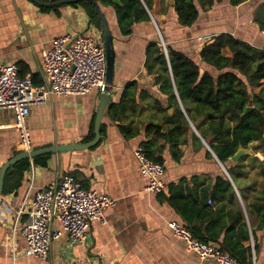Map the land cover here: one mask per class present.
<instances>
[{"label":"crops","instance_id":"crops-1","mask_svg":"<svg viewBox=\"0 0 264 264\" xmlns=\"http://www.w3.org/2000/svg\"><path fill=\"white\" fill-rule=\"evenodd\" d=\"M263 2L247 0L233 6L229 0H222L209 10H201L192 26H183L178 22L174 0H166V10L157 3L151 12L152 20L136 23L127 36L121 33L115 8L101 5L114 36L116 51L111 102H119L124 89L134 81L140 91H147V95L139 100L138 112L129 114L123 123L110 119L105 110L102 121L105 127L103 131L101 128L102 139L98 145L51 154L47 166L32 164L22 185L0 196V264H217L201 260L188 251L168 225L170 221L184 225L167 200L171 184L198 176L197 181L185 186L193 189L199 184L196 192L200 195L204 186L214 183L217 174L224 172L229 176L207 142L202 139L204 147L193 146L189 138L188 144L181 146L184 154L178 161L173 159L167 146L163 147L160 155L166 165L163 179L167 187L160 194L147 190V178L138 170L134 150L141 142L153 139L145 131V125L154 116L153 101L155 98L167 101L145 69L146 50L162 37L166 47L195 60L201 74L206 70L212 72L201 60L200 51L217 34L228 32L264 49V31L254 22L255 11ZM92 32L102 36V32L90 24L82 7L69 4L43 10L32 0H0V63L17 64L19 73L31 76L37 84L45 82L42 57L56 38L67 33ZM254 89L258 91L257 87ZM99 93L100 89L95 88L85 95H51L47 102L31 106L26 120L31 148L90 141ZM15 123L13 110L0 109V167L23 149L22 134ZM130 123L139 128L136 135H127L119 126L128 127ZM255 145L256 142L249 146L247 156L264 160L263 152ZM256 172H260L259 168L252 170L248 177H239V185L229 176L242 203L239 188H246ZM65 173L74 175L85 188L115 199L116 204L104 211L102 219L92 220L86 243H73L68 234L62 232L53 241L46 259L27 255L20 228L30 221L28 213L32 199L39 188ZM208 202L213 205L210 200ZM243 208L248 219L246 207ZM52 227L59 231L62 228L57 220ZM250 232L252 239L245 244L254 247L256 236L251 228ZM256 235L260 248L258 253L253 249L254 264H264V225Z\"/></svg>","mask_w":264,"mask_h":264},{"label":"trees","instance_id":"trees-1","mask_svg":"<svg viewBox=\"0 0 264 264\" xmlns=\"http://www.w3.org/2000/svg\"><path fill=\"white\" fill-rule=\"evenodd\" d=\"M33 1L41 4L43 10H49L50 7L45 4L53 0ZM94 1H97L100 8L101 5L115 8L124 36L133 32L136 23L151 21V12L157 3L162 7L166 4V0H120V3L114 0H82L71 4L82 7L90 24L100 31L101 18ZM221 1L174 0L178 22L183 26H192L201 10H209ZM246 1L229 0L233 6ZM254 22L264 31V2L257 7ZM200 56L212 72L206 70L201 74L195 60L172 47H167L166 53L160 38L147 48L145 69L153 76L154 84L167 101L164 103L159 98L153 101L154 116L145 125L146 133L153 139L141 142L140 145L144 147L149 159L164 163V157L160 155L164 146L169 148L173 159L178 161L184 154L181 146L188 144L189 138L193 146L199 147L205 146L203 139L237 185L239 177H248L252 170L259 168L260 172L253 175V181L246 188H239L243 203L224 172L215 176L213 184L204 186L200 195L196 192L199 184H195L193 189L185 186L186 183L197 181L199 177L195 176L183 179L176 185L171 184L167 196L169 204L196 238L219 247L240 264H254L253 249L258 253L260 248L256 232L264 225V160L245 155L233 163L231 157L240 147L249 148L254 142L255 148L264 154V49L223 32L202 47ZM34 83L37 84L36 81ZM255 87L258 91H255ZM146 95L147 91H140L138 83L134 81L124 89L119 102L108 105L106 114L110 119L123 123L129 114L138 112L139 100ZM249 106L254 108L246 112ZM119 126L127 135L139 132L133 123L128 127ZM104 127L103 124L102 131ZM93 137L94 123L88 140ZM208 156L212 157L210 152ZM50 158L51 154L39 155L33 158V162L23 159L11 166L5 177L3 194L15 191L22 185L32 164L47 166ZM246 160L248 162L245 163ZM209 200L213 205L209 204ZM243 207H246L248 219ZM250 228L256 236L254 247L245 244L252 239Z\"/></svg>","mask_w":264,"mask_h":264},{"label":"built area","instance_id":"built-area-1","mask_svg":"<svg viewBox=\"0 0 264 264\" xmlns=\"http://www.w3.org/2000/svg\"><path fill=\"white\" fill-rule=\"evenodd\" d=\"M161 40L167 53L162 37ZM42 66L45 82L35 84L31 76L20 75L17 64L0 63V109L13 110L15 125L22 134V148L28 150L31 144L26 120L31 106L47 102L51 95H85L95 88L105 87L107 58L102 36L96 32L64 34L44 53ZM134 156L140 174L147 178V190L154 194L166 190L165 162L149 159L141 145L134 150ZM115 204V199L108 195L83 187L74 175H58L54 182L38 189L28 213L30 221L20 228L26 254L46 259L53 241L62 232L68 234L73 243H86L92 220L102 219L104 211ZM55 220L61 224V231L53 229ZM168 225L173 235L199 259L217 264H240L219 247L200 241L183 224L170 221Z\"/></svg>","mask_w":264,"mask_h":264},{"label":"water","instance_id":"water-1","mask_svg":"<svg viewBox=\"0 0 264 264\" xmlns=\"http://www.w3.org/2000/svg\"><path fill=\"white\" fill-rule=\"evenodd\" d=\"M33 1V0H32ZM82 0H53L49 3L45 4L47 7H55L62 5H69L72 3H77ZM91 1V0H89ZM115 3H120V0H114ZM99 9V15L101 18L102 24V39L105 46L106 58H107V73H106V85L104 88H100L99 93V106L96 113V118L94 122V137L88 142H80V143H66V144H55L49 147L43 148H31V149H23L19 154H16L8 161H6L0 167V196L3 194L4 185H5V177L9 168L19 161L23 159H33L36 156L44 155V154H56L64 151H76V150H84L90 149L98 145L102 139V121L105 114V110L107 106L111 103V94L113 91V81H114V70H115V60H116V51L114 48V36L112 30L110 28L108 19L106 15L103 13L102 9L98 5L97 1H94ZM41 5V4H38ZM253 106H249L246 109V112L253 109ZM250 154V149L245 147H240L238 151L231 157V161L237 163L243 156Z\"/></svg>","mask_w":264,"mask_h":264},{"label":"rangeland","instance_id":"rangeland-1","mask_svg":"<svg viewBox=\"0 0 264 264\" xmlns=\"http://www.w3.org/2000/svg\"><path fill=\"white\" fill-rule=\"evenodd\" d=\"M160 36V35H159ZM160 38V37H159Z\"/></svg>","mask_w":264,"mask_h":264}]
</instances>
